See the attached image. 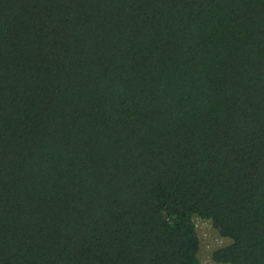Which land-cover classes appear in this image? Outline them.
Instances as JSON below:
<instances>
[{
	"label": "trees",
	"instance_id": "16d2710c",
	"mask_svg": "<svg viewBox=\"0 0 264 264\" xmlns=\"http://www.w3.org/2000/svg\"><path fill=\"white\" fill-rule=\"evenodd\" d=\"M264 264V0H0V264Z\"/></svg>",
	"mask_w": 264,
	"mask_h": 264
},
{
	"label": "rangeland",
	"instance_id": "374dc122",
	"mask_svg": "<svg viewBox=\"0 0 264 264\" xmlns=\"http://www.w3.org/2000/svg\"><path fill=\"white\" fill-rule=\"evenodd\" d=\"M194 223L200 241V264H217L212 261L211 255L224 246L227 243L226 240L218 236L209 222L195 219Z\"/></svg>",
	"mask_w": 264,
	"mask_h": 264
}]
</instances>
